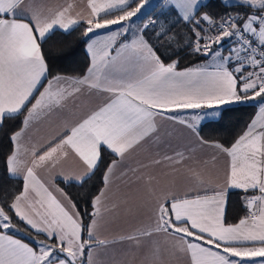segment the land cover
I'll use <instances>...</instances> for the list:
<instances>
[{"label": "snow or ice", "instance_id": "1", "mask_svg": "<svg viewBox=\"0 0 264 264\" xmlns=\"http://www.w3.org/2000/svg\"><path fill=\"white\" fill-rule=\"evenodd\" d=\"M149 2L88 0V15L74 19L70 4L45 12L34 4L25 5L24 0H0V126L23 116L22 127L9 136L12 148L5 159L8 175L20 179L22 187L0 197V264H96L93 250L110 244L97 238L110 178L156 133L158 117L175 120L171 113L176 111L219 108L257 98L264 117V0H221L220 12L213 10L218 5L203 0H162L164 8L178 10L176 22L189 29L187 47L209 61L182 71L177 70L178 60L166 63L146 38L149 26H160L157 39L171 31V26L165 27L168 19L163 9V20L148 19L134 27V18ZM85 21L88 74L56 75L44 87L42 82L50 73L43 53L47 36L56 28L67 31ZM112 26L116 30L111 31ZM99 29L110 31L103 39H92L89 34ZM225 41L230 42L227 49ZM85 89L90 95L98 94L99 102L74 113L73 102ZM51 117L63 120L62 132L46 144L21 143L37 118ZM211 146L229 158L226 186L246 193L247 215L238 223H224L223 190L213 196L166 194L151 209V223L122 240L138 243L172 233L180 237L179 246L190 255V264H264V123L257 127L253 120L230 146ZM104 151L117 159L106 164L105 189L93 198L91 223L85 224L76 205L56 189L68 204L58 200L38 173L72 159L84 170L60 178L83 181L105 165ZM128 171L135 175L137 169ZM14 221L35 233H26L35 247L9 234L21 231ZM84 232L88 239L83 238ZM40 235L45 239H36Z\"/></svg>", "mask_w": 264, "mask_h": 264}, {"label": "crops", "instance_id": "2", "mask_svg": "<svg viewBox=\"0 0 264 264\" xmlns=\"http://www.w3.org/2000/svg\"><path fill=\"white\" fill-rule=\"evenodd\" d=\"M206 1L203 0V3L205 4ZM24 3L25 5L34 4L45 10V12L49 10L56 11L70 4L72 5L70 11L74 19H79L80 16L86 17L90 11L88 0H24ZM146 7L143 9L141 16L134 18V27L142 26L147 23L148 19L159 18L163 20L165 18L164 15H161L163 9L168 19V24L165 27L171 26V31L168 35L157 39L156 33L161 31L160 26H149L146 38L150 39L157 50L160 49L162 52L168 53V62H171L176 54L175 51L187 48V41L191 38L190 31L182 21L176 22L178 20V10L173 7L164 8L162 0H151V3H148V8ZM84 23L86 24V21ZM76 26H73V28ZM54 30L69 31L59 28ZM114 30H116V26H112L111 31ZM109 31L99 29L95 33L89 34V36L92 39L97 37L103 39ZM85 38L86 51L89 38ZM128 39H132L131 33ZM229 43V41L224 42L225 49L229 47ZM87 55L89 56L88 53ZM206 62H209L207 58L190 67H196ZM184 69L177 68L180 71ZM87 74L86 72L85 75ZM50 79L52 78L47 77L43 80L44 87L47 86V81ZM40 90L42 91L43 88ZM99 99L98 94L90 95L88 90L85 89L83 95L73 102L76 104V108H73L72 111L78 114V110H83L98 103ZM236 104L240 103L227 104L219 108L176 111L171 113L177 117L175 120L157 118L156 133L147 143L137 149L122 167L117 168L110 178V184L106 189V199L102 204V218L99 221L100 228L97 233L98 239H107L110 244L93 250L96 264H190V255H186L179 246L180 237L174 236L172 233L167 235L157 234L147 239L142 238L138 243L127 239L122 240L121 237L135 235L138 229L147 227L151 223V209L155 207L156 200L159 198L162 201L163 196L166 194H175L181 197L192 193L213 196L216 192L223 190L225 193L224 208L226 210L228 192L239 190L226 186L229 158L211 146L216 142L207 141L208 144H202L200 141L206 140L200 137L198 128L204 122L211 120L203 119V115L205 116L206 113L216 112L218 113L216 116H220L225 107ZM259 112L260 104L251 120V122L253 120L257 121V127L264 123V117ZM181 120L186 121V123H181ZM188 124H192L193 127H188ZM62 131L63 120L61 118H37L34 121V126L26 130V135L21 143L25 146L46 144L53 136ZM177 154H182L183 159ZM164 157H173V160L168 161ZM114 159H117V157H114ZM157 160L160 161L159 164L154 163ZM140 165H144V167L141 168ZM129 168L137 169L135 175L128 171ZM83 170L80 162L69 159L62 160L54 169H41L38 175L52 186L50 190L53 191L57 199L67 205L68 200H65L60 192L56 191V189L62 190L67 195L58 181H81L62 180L60 176L67 177L79 174ZM102 189H105L104 184ZM100 191L97 195L100 194ZM86 239H88L87 233ZM30 246L35 247V244H30Z\"/></svg>", "mask_w": 264, "mask_h": 264}, {"label": "trees", "instance_id": "3", "mask_svg": "<svg viewBox=\"0 0 264 264\" xmlns=\"http://www.w3.org/2000/svg\"><path fill=\"white\" fill-rule=\"evenodd\" d=\"M208 3L218 5V7L213 9L214 11L220 12L223 8L221 0H207L205 4ZM201 10L206 11L208 9L202 8ZM86 27L87 24L82 23L67 32L54 30L47 36L46 42L43 44V53L50 69V73L47 76L48 78H52L56 75L71 77H81L85 75L89 67V56L85 51L86 38L83 35ZM158 51L159 55H161L162 59L167 63L169 57L160 49ZM175 52L172 59L179 61L177 67L179 69L193 66L205 59V57L193 53L189 47ZM257 108L258 105L255 103H240L227 106L222 110L219 118L201 124L198 128V133L200 137L206 141L230 146L239 135L246 131ZM22 120L23 116L13 117L5 120L3 125L0 126V197L6 194L11 195L22 187V181L10 177L5 166L6 156L10 153L12 148L9 136L14 131L21 128ZM103 156L105 165H102L83 181H58L59 185L76 205V209L80 212L81 218L85 224H89L92 218V200L103 187V175L106 170V164L115 157L108 151H104ZM252 194L255 193H247V195ZM245 195L246 193L241 190H232L228 192L224 216V222L226 224L237 223L239 219L247 215V209L245 207L246 201L244 200ZM14 222L17 223V227L20 228L21 231L9 233L33 245L34 241L31 236L26 233H31V235H35V233L30 228H27L24 223L19 221ZM83 238L86 239V232L83 233ZM36 239L44 240L45 237L40 235L36 237Z\"/></svg>", "mask_w": 264, "mask_h": 264}, {"label": "rangeland", "instance_id": "4", "mask_svg": "<svg viewBox=\"0 0 264 264\" xmlns=\"http://www.w3.org/2000/svg\"><path fill=\"white\" fill-rule=\"evenodd\" d=\"M149 3H151V0H150V2ZM146 8H148V5H147V7ZM143 12V11H142ZM142 12L139 14V16H141L142 15ZM209 34H211V33H209ZM163 53L165 54V55H167V57H169V54L167 53H165L164 51H163ZM242 103H255V104H257V105H259L261 102H260V99L259 98H257V99H250V100H247V101H244V102H242ZM217 118H219V116L217 115H213L212 114V112H210V114H208V113H206L205 114V116L203 115V119L204 120H209V119H211V120H215V119H217ZM68 198H69V196L68 195H66ZM70 199V198H69ZM71 200V199H70ZM72 202V201H71ZM11 233H16L15 231H10Z\"/></svg>", "mask_w": 264, "mask_h": 264}]
</instances>
